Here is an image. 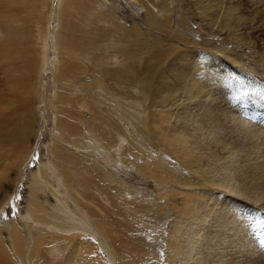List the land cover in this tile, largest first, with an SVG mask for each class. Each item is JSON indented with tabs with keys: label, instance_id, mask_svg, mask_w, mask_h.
Returning <instances> with one entry per match:
<instances>
[{
	"label": "bare ground",
	"instance_id": "6f19581e",
	"mask_svg": "<svg viewBox=\"0 0 264 264\" xmlns=\"http://www.w3.org/2000/svg\"><path fill=\"white\" fill-rule=\"evenodd\" d=\"M72 1L60 2L58 12L59 19L62 17L63 29L56 34L53 44L65 62L59 67L50 103L55 130L68 139V127L64 126L63 117L78 101L74 91L80 90L81 78L100 71L101 78L95 83V89L102 93L101 100L105 106L113 98L111 107L116 121L112 138H109L108 126L104 122L99 143L109 141L113 149L120 150L127 141L126 133L129 136L134 133V140L141 144H144L143 140L149 143V138L155 141L153 150H164L168 158L176 162L171 166L169 163L172 161H166L167 166H163V162L158 160L161 153L153 157L152 150L151 155L148 153L150 159L136 166L145 179L155 184L159 193L155 202L161 200L164 209L175 211L176 217L189 220L192 225H206L197 231L188 227L186 238L181 239L183 226L180 222L172 223L168 232L167 264H264V75L260 79L258 77L260 83H257L258 90L255 92L245 74L238 75L236 83L229 82L227 75L225 78L228 81L219 74L206 78L204 68L207 60L202 58L197 61L191 55L185 57L178 50H173V55H179L177 64L175 59L166 62L167 56L172 53L169 49L160 50L157 57L151 54L152 50L145 59L139 57L140 52H118L120 45L125 43L124 38L129 34L139 35L138 31L118 25L103 33L99 29L103 24L100 10L82 8L77 2L71 5ZM165 1L161 0L160 3L164 4ZM217 1L221 3V0H209L205 4L204 17L224 30L229 35L230 43L245 44L248 49L256 44L264 65V0H229L225 6L213 5ZM52 7L53 0H0V75L10 68L18 71L22 67L33 73L34 46L37 43L42 51L46 50ZM208 10H211L210 13H207ZM219 12H223V15L217 19ZM167 15L163 20H158L154 15L147 14L150 29L170 27L172 19ZM75 19L78 24L74 22ZM204 22L201 21L202 24ZM239 27L246 41L235 39ZM174 38L178 40L176 36ZM178 41L183 42L184 39ZM97 53H100L101 61ZM230 54V63L237 66L239 60ZM100 80L116 88L107 89ZM17 84L10 82L6 86L10 91L13 87L14 92ZM178 100L179 107L175 106ZM4 103V100H0V105ZM141 103H144L142 111ZM129 110H133V113ZM143 111L147 116V126L140 118ZM248 112L255 115H248ZM140 126L146 128L147 133ZM27 131L28 125L25 124L17 135V144L26 138ZM54 154L53 161L49 159L38 165L29 187L30 197L35 189L44 191L46 183L52 189L49 181L59 190L53 189L52 193L57 204L48 213L50 218H46L51 223L45 227L36 226L40 231H28L25 237L12 230L9 235L10 247L0 231V264H86V258L77 257V252L83 253L84 246L81 244L87 242L81 240L79 235L88 232L107 239L109 246L106 251L116 264L142 263L147 248L139 246L130 249L129 241L136 238H128V224L121 228L126 232L120 241L129 250L128 255L113 247L107 230L112 225L111 220L100 215V208L95 206L98 203L94 204L99 200L92 199L95 197L89 192L95 188L98 197L105 195L110 203L108 205L115 206L114 199L104 189L101 172L69 168L62 164L58 153ZM233 158H236L233 166L223 171L225 181H218V184L209 171L204 170L212 161L225 162ZM191 171L194 172V179L179 177L183 172ZM95 177L98 181L94 180ZM171 185L181 189L175 194L174 190L169 189ZM212 189H219L225 195L219 199L213 194L211 198L207 197L214 191ZM69 204L74 210L68 209ZM164 212L162 210V215ZM33 219L34 212L28 204L27 215L21 221ZM113 225L117 227L114 222ZM253 228L255 231L249 234L248 231ZM4 229L9 232V224H4ZM148 260L150 264L155 262L150 257Z\"/></svg>",
	"mask_w": 264,
	"mask_h": 264
},
{
	"label": "rangeland",
	"instance_id": "374dc122",
	"mask_svg": "<svg viewBox=\"0 0 264 264\" xmlns=\"http://www.w3.org/2000/svg\"><path fill=\"white\" fill-rule=\"evenodd\" d=\"M160 1L74 0L71 5L77 2L82 8L99 9L100 19L103 20V24L99 29L103 30V33L116 28L118 25L123 28L137 30L139 35H127L124 38L126 39L125 43L120 45L118 52L121 50H132L134 53L140 52L139 57L145 59L153 53L157 57L160 50L163 52L169 49L172 50V53L167 56L166 62L175 59L174 61L177 64L180 61L179 55H176L177 53L173 55V50H178L183 52L185 57L191 55V58H195L197 61L202 58L207 60L204 68L206 78L215 77L216 74H219V76L222 75L226 79L225 75H227L229 82L234 81L236 83L237 78H239L238 75L245 74L252 89L257 92V83H260L258 77L260 79L264 75V65L262 56L258 52L259 50L255 48L256 44L252 45L251 49H248L245 44V46H242L237 42L230 43L229 35L227 36L224 30L214 26L203 15V9L205 4L209 3V0H166L164 4H161ZM60 2L61 0H53L47 30L46 50L42 51L40 45L35 43L33 73H31V70L22 67L18 71H12V68H10L8 72L0 75V100L5 101L4 104L0 105V231L2 232V238L5 240L6 245L10 247L9 235L12 230L20 232L25 237L28 231L39 232L40 230L36 226L45 227L46 224L51 223L50 219L46 218L57 204L56 197L52 193L53 189L57 192L59 190L52 181H49L48 184L51 185L52 189H49L46 183L44 191L35 189L32 197H30L29 187L31 177L36 172L38 165L47 162L49 159L53 161V157L56 155L54 153L56 152L62 158V164L69 168L74 167L86 171L98 170L101 172L100 177H104L105 180L102 181V184L104 183L105 185L104 189L108 191V195H111L110 198L114 199L115 206L108 205L110 203H108V198L105 195L100 196L102 197L101 200L96 195L95 188L89 192L95 197L92 199L98 198L99 200H96L97 202L94 201V204L98 203L95 206L100 208V215L111 220L112 225L107 230L108 234L110 233L109 236L113 247L118 252H124V254L128 255L129 250L120 244L121 238L126 232L121 228L128 224V238L131 236L136 238L129 241L130 249H135L139 246L147 248L146 253L143 255L144 261L140 264H150L151 261L148 260V257L155 260V264H167L166 257L171 224L181 223L183 226L181 239L186 238L185 233L188 227L192 231H197L200 227L206 225L204 223L192 225L189 220L176 217L175 211L164 209L161 200L159 203L155 202V197L159 195L155 184L151 180L145 179L137 171V167L141 165L140 163L143 160L147 161V159H150L148 156L151 155L150 152L156 147L155 141L149 138V143L147 140H143L144 144H141L142 142L134 140V133H130L131 136H129L125 132L127 141L120 150L113 149L112 143L109 141L99 143L104 122L108 126L109 138H112L115 134L116 121V116L111 107L113 98L110 99L109 105L105 106L101 100L102 93L97 92L95 89V83L101 78L100 71L81 78L80 90L74 91L78 101L74 104V108L68 109V114L63 117L65 120L64 126L68 127V139L63 138L55 130L54 115L52 114L50 103L52 102V90L55 79L58 76L59 67L65 64L64 59L61 58L60 53L54 49L53 45L56 34L62 32V17L59 19L58 12L60 10ZM228 3L229 0H221V3L217 1L213 5L222 4L225 6ZM196 5L198 9L195 7ZM210 11L208 10L207 13H210ZM222 13H217V19L223 15ZM147 14L154 15L158 20H163L164 15L168 14V17L171 16L172 25L163 28V30L150 29L146 21ZM76 19L79 21L78 17ZM76 19L74 22L78 24ZM201 21H205L204 25ZM207 25L208 27H206ZM239 29L240 27L236 29L237 35L235 39L242 38L244 40L243 31ZM118 34H120L119 31ZM174 36L178 40L184 39V41L179 42L177 39H173ZM150 51H152L151 54ZM224 53L226 54L224 55ZM230 53L233 54V58L239 60L237 66L230 63L232 61ZM227 54L228 57L226 56ZM96 55L101 61L100 53ZM240 65L241 67H239ZM116 67H118V63ZM109 68L113 67L110 66ZM10 82H18L16 91L13 92L12 87L11 92L9 87L6 86ZM100 83L107 89L116 88L109 82H103V80H100ZM1 85H3L2 88ZM109 93L113 95L111 91ZM179 100L175 106L178 105L179 107ZM255 102L259 103L260 101L255 100ZM146 103L140 104L141 111L143 104L146 106ZM129 112L133 113V110H129ZM143 113L144 111L142 114L140 113V118L142 117L143 123L147 126V116L145 117ZM249 114L254 113L248 112ZM25 124L28 125L26 138L20 144H17V135L22 131ZM249 125L252 126V123H249ZM140 127L147 133L146 128ZM127 129L129 127L126 128V131H128ZM72 142H75V144H72ZM123 149H125L124 158L121 160ZM158 153L164 155L161 156ZM157 154L158 160L160 163L163 162V166L167 164L166 161H172L169 163L171 166L176 165V162H173L170 157L168 158L164 150H153L152 156H157ZM235 160L236 158L225 160V162L212 161L211 164L206 165L207 167L204 170L209 171L211 178L215 179L218 184V181H225L223 171L233 166ZM193 173V171L183 172L178 176H182L185 179L187 177L194 179ZM94 180L98 181L96 177ZM112 188L117 190L118 193L115 190L113 191ZM169 189L174 190L176 194L181 188L171 185ZM217 190L211 191V194L207 195V197L211 198L210 195L213 194L212 196H217L219 199L225 195L222 194L223 191ZM28 204L31 205L34 212V219L24 222L21 219L27 215ZM68 209L74 210V207L69 204ZM162 210L166 211L163 215L161 213ZM113 222L117 227L113 225ZM4 224H9V232L4 229ZM254 229L249 230V234L254 232ZM79 237L82 238L81 240H87L86 243L83 242L81 244L84 246V252L76 251L77 257L86 258V264H116L106 251L109 242L104 239V236L97 237L88 232L84 235H79Z\"/></svg>",
	"mask_w": 264,
	"mask_h": 264
}]
</instances>
